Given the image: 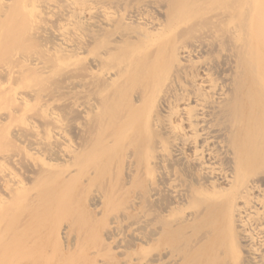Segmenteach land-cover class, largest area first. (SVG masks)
<instances>
[{
    "label": "bare ground",
    "instance_id": "1",
    "mask_svg": "<svg viewBox=\"0 0 264 264\" xmlns=\"http://www.w3.org/2000/svg\"><path fill=\"white\" fill-rule=\"evenodd\" d=\"M0 264H264V0H0Z\"/></svg>",
    "mask_w": 264,
    "mask_h": 264
}]
</instances>
